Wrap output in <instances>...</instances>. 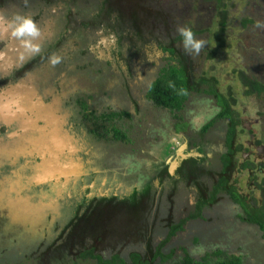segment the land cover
I'll use <instances>...</instances> for the list:
<instances>
[{
  "label": "rangeland",
  "instance_id": "rangeland-1",
  "mask_svg": "<svg viewBox=\"0 0 264 264\" xmlns=\"http://www.w3.org/2000/svg\"><path fill=\"white\" fill-rule=\"evenodd\" d=\"M223 1L229 4L228 8L230 10L226 15V34L220 45H218L216 38V31L219 30L220 25V16L218 17L219 8H221L218 6L222 3L220 0H115L113 3L115 5H123L128 11L131 10L133 14L137 12V17L149 16L147 14L149 11L159 13L160 16L155 17L161 21L160 25L163 23L164 15L167 13L170 21L167 20L168 23L166 25L163 24L162 27H155V29L158 28L160 33H163V29H165V33L173 31L178 34L177 28L180 26L197 29L194 37L203 39L205 43L198 53L193 54L189 51V54L191 53L194 57V67L198 73L206 70L208 71L207 73L218 77L219 89L223 93H230L234 97L239 114L245 115L248 119L247 121L253 125L254 137H260L264 142V92L255 91L248 93L246 84L247 81H264V0ZM59 14L58 11L50 15L52 27L49 32L45 29L39 41L42 46L41 51L47 52L40 57L31 58L29 67L30 77L33 80L31 82L37 85V94H41L44 101L51 98L47 102L56 101L49 106L39 107L37 106L39 103L33 100L35 97H31L30 100L34 104L33 108H36V112L39 113L50 112L55 116H59L57 123L54 122L55 125L50 124V127L57 126L60 128V135L49 131L51 128L45 126V124L43 125L45 126L44 128L40 125L39 130H36L35 124L29 123L26 126L27 130L21 132L17 126L19 124L18 120L13 122L9 115L5 117H3L5 114L0 115L3 117L0 119V123L8 120L16 125L13 131L11 130L13 127L5 129L0 125V156H2L0 158L1 264L8 261H13V263L6 264H101L94 257H92L93 259L77 257L78 250L85 247L81 246L83 245L81 242L76 245L70 244L67 250H64V248L55 249L54 247L52 249L51 247L54 246L52 243L56 244L55 241L58 238L56 235L62 231L65 222L68 219L70 221V217L79 206L78 201L85 195L95 197L111 194L119 196L129 194L136 185H141L154 177L156 170L158 171L164 167L166 164L164 162H170L179 156V150L175 154L173 150L179 143L185 145L187 141L178 135H167L165 130L171 126L173 121L171 113L164 108H154V105L150 102H148L150 105L144 103L142 106L144 107V116L152 117L149 108H152L155 112L153 115L155 117L154 119L152 118L154 123L150 124L146 129V131L150 129L152 135L135 134L134 131L139 127L138 121H134L130 117L119 122L120 127L127 130L124 137L115 138L113 135H107L108 137L93 135L95 131L89 119L92 117H88V114L86 115V124L79 118L82 112L80 109L81 104H83L80 100L82 95L85 97L87 95L85 93L92 92V98H94L92 99L94 101H92L93 108L98 109L104 106L103 101H101L102 98L112 99L113 103L121 96V100L123 99L126 104L127 101L131 100L128 90L121 87L120 77L114 74L115 71H118L119 74L123 73L117 64L119 62L123 65L120 50L115 52L118 57L111 55L117 43V40L113 39V31H111L110 35V33L104 34L100 32L102 29L100 31L96 29L97 33L99 32L100 41L92 48L100 53L101 57L90 52L87 53L84 47L85 42L77 39V35L59 38L58 36L62 34L61 31H64L65 27L60 22ZM241 14H247L249 15L248 17L253 19L246 27L241 24ZM149 25L151 24L149 23ZM48 40L59 41V43L52 44ZM104 44L106 45L104 46ZM91 45L88 44L87 47L89 48ZM53 46L54 48H52ZM127 48V42H124L123 52ZM212 50H215V53L212 57H209L208 55ZM73 51L74 54L69 56ZM53 54L61 57L56 65H52L49 60V57ZM89 56H95L91 58L94 59L93 63L96 64L101 63V60L97 61V58L104 59L107 57L112 59L114 73L108 74L106 69H102L101 75L105 78L101 79V82L93 83L91 81L92 75H98V72L90 73L92 75L88 79L89 74L86 75V72L89 70ZM138 85L141 86V82L135 85V94L140 100L143 93H141V87H138ZM105 89L106 91L108 89V91L105 92ZM24 90L21 88L19 91ZM10 91L12 94L17 95V91L13 90V88ZM9 96L6 100L16 101L15 97L10 94ZM36 97L39 98L38 95ZM2 100L4 101V99ZM24 102H27V100L22 101L19 106H24ZM208 103H210V97L198 94L191 95L183 112L185 113L186 110L188 111L192 108L193 110L197 109L199 114L200 111L198 112V110L203 107L206 108L209 105ZM0 110L4 111L6 109L3 107ZM11 110L12 108L10 112ZM36 112L34 111L35 116ZM26 113L32 114V112L20 111L18 117ZM193 116L195 124L199 120L202 122V115L197 116L193 113ZM6 118L8 119L5 120ZM258 118L263 119L258 123L252 120ZM49 119L52 120L51 118ZM156 126L160 131L156 130ZM91 127L93 128V133L90 132ZM247 129V127L243 129L242 142L244 138L251 136ZM100 131L102 132V130ZM159 132L166 135H160ZM42 133L45 135L39 137ZM74 134L82 145L83 157L80 155L73 157L66 151V145L73 139ZM171 136H173L172 139ZM208 136L214 141L219 138L218 135ZM51 140L55 144L57 143V146L62 141L60 147H58V150L61 151L60 154H54L53 160L52 154L48 155L49 157L46 156V159H39V153L36 148L44 147L39 151L43 150L42 153L45 154L46 149L50 148L49 144L53 143ZM31 142H34L35 149L30 144ZM1 144H5L6 147ZM13 147L21 150H16ZM262 160L264 163V156ZM60 166L63 168V172H61ZM173 166L174 164H172ZM237 175L239 184L241 182L243 188L248 189L250 192L254 189L256 201L260 202V191L256 187L258 184L255 186L254 180H258L259 184L263 183L264 164L262 170L255 167L254 174L252 171L244 170L239 171ZM34 177L37 180H33ZM188 190L189 187L181 186L177 190L176 196L179 207L181 206V201L186 202L190 192ZM175 194L176 192H172L173 196ZM12 195L33 202L37 212L43 218L24 220L16 218L13 214V202L10 199ZM159 203L163 206L166 205V202L161 201ZM118 211V209H109V212L113 214ZM102 212H104L102 229H94V232H84V238L86 241L87 237V243H90V245L105 249L103 231L106 228L104 227L108 226L110 233L112 227L115 228L118 225H122L125 228L124 225H127V217L129 216L128 209L120 211L115 218L107 209ZM176 214L180 216L182 209H178ZM230 215L232 216V213ZM230 215L228 218H230ZM228 218H222L220 215H217V218H213V215L205 213V215L196 218L195 221L197 223L194 224L195 227L193 229L191 228V234L181 235L177 239L182 241L184 244L182 248L188 249L191 255L201 258L210 254L209 258L212 262L238 253L242 257L241 264H249L247 261L249 259L248 255L256 247L260 251L259 254L264 256V246L252 247L259 238L258 233L255 231L256 228L240 222H235L233 226V220ZM134 225H140L138 231L141 229L142 234L139 231L137 236H130L124 239H131L136 242L143 240L145 238L143 229H146L148 223L145 219H140ZM160 229L164 230V228ZM52 237L56 238L52 241ZM163 238L165 237H160V239ZM81 239L82 234L76 236L73 241ZM250 241L254 242L250 245ZM44 244L46 245L45 251H40L38 258L36 257L33 259L34 262H32L31 256ZM59 244L62 246L61 243ZM124 245L122 244L121 248ZM218 249L222 250L223 253L217 255L214 251ZM71 250L74 251L71 252ZM176 252L181 253L182 251ZM262 262L264 261L262 260Z\"/></svg>",
  "mask_w": 264,
  "mask_h": 264
},
{
  "label": "flooded vegetation",
  "instance_id": "flooded-vegetation-1",
  "mask_svg": "<svg viewBox=\"0 0 264 264\" xmlns=\"http://www.w3.org/2000/svg\"><path fill=\"white\" fill-rule=\"evenodd\" d=\"M114 1L115 0H0V14H11L12 12L19 11L32 15L42 30L41 35L36 39V42L39 43L45 29L49 32L52 27L50 15L59 11L60 22L63 23V26L65 27L63 29L64 31H61L62 34L58 37L64 38L69 35H77V39L85 42L84 47L86 52H90L98 57H101L100 53L92 48L100 41V35L97 31L102 29L100 32L104 34L110 33V35L111 31H113L114 34H112V36L115 41L117 40V43L111 55L118 57V54L115 52L120 50L123 65L119 62H117V64L122 69L123 73L119 74L118 71L116 72L112 68L114 67L112 59H108L107 57L104 59L97 58V61L101 60V63L99 62V64H96L93 63V58L95 56H91L93 58L89 56V70H87L86 75L89 74V79L92 75L90 73L98 72V75L93 74L91 78V81L95 83L97 81L101 82L100 80L105 78L101 75L102 69H106L108 74L114 73L115 71L114 74L118 75L121 79V87L128 90L131 100L127 101L126 104L123 99L121 100V96L113 103L112 99L109 100V98H102L101 101H103L104 106L98 109L93 108L92 99L94 98H92V92L85 93L89 96L87 97L86 95L84 97L82 95L80 100L81 102L85 100L87 106L84 107V105L81 104L80 109L82 112L80 113L81 116L79 118L85 123L87 120L86 113L88 111L96 113L97 117L94 116L89 119L92 127L96 122L102 124L100 126L102 132L98 134L97 132H94L91 127L90 132H94L93 135H102L105 132L106 135L114 136L116 135L114 128L119 130V135H125L127 130L120 127L119 122L128 117L132 118L134 121H138L139 127L134 131L135 134L152 135L151 130L149 129L146 131V129L150 124L154 123L153 119L155 116L153 115L155 112L152 108H149L152 117L144 116V107L142 105L144 103L150 105L148 103L150 102L154 105V108L159 107L149 97V89L151 85L162 76V74L166 73L167 69H169L170 65L175 61L173 59V53L164 47L167 45L166 41L168 40L165 35L166 33L164 32L165 29H163V33H160L158 28L155 29V27L158 26L162 27L163 24L166 25L168 23L167 20L170 21V18L166 13L161 25L159 19L150 18L148 16H138L136 21L133 19V13H131V10L128 11L123 5H115V3H113ZM149 23L151 25H149ZM48 42L52 44L59 43V41L52 40H48ZM124 42H127L128 47L125 52L122 50ZM88 44H92L91 47L88 48ZM105 45L106 44H104V46ZM52 48H54V46ZM0 51H3L6 54L3 59H0V94H10L12 97H15L14 99H17L18 95L12 94L11 91L7 93V91L10 89L12 90V86L16 81L25 78L28 73H30V59L38 56L40 57L47 51L42 50L37 53L36 56L31 53H24L23 57H21L18 53L22 52L23 49L19 45V42L7 34L0 36ZM73 54L74 51L69 56H72ZM191 58L194 63L193 55ZM137 81H139V83H137ZM140 82L141 86L138 85V87H141L140 91H142L141 93H143V96L141 95L139 100L137 94H135V85L140 84ZM117 84L120 85L119 83ZM107 91L105 89V92ZM198 95L210 97V103H208L209 105L207 104L208 106L206 108H200V110H198V112L200 111L199 114L197 113V109L193 110L192 108L188 111L186 110L184 113L183 110L190 98L189 96L179 112L183 115V121L186 123L184 127H180L181 129L177 128L176 125V112L173 114L168 107H165V109L171 113V119H173L171 126L167 127L165 132L167 135H178L180 138L187 140L185 145L179 143L173 152L175 154L178 153L179 150V152H183L186 156L180 158L177 154L175 159H172L170 162H164L166 164L158 171L156 170L154 177L145 181L141 185H136L134 187L133 191L137 190L139 193H142L148 186H151L152 195L148 199L149 204L143 205L142 207L141 205H137L133 210L128 208L130 209L128 210L129 217H127V225H124L125 228L122 225H118L115 228L112 227L110 233L108 231L110 230L108 226L104 227L106 228L103 231L105 235V240L103 241L106 245L105 249H102L101 247L97 248L96 246L87 243L82 250H85L86 252L88 248H94L95 252H97L98 255L101 254L103 259L110 264H134V255L139 253L142 261L138 264H158L163 262H165L164 264L168 262V264H184L185 254L190 253L188 249L182 248L184 244L182 241L178 240L177 237L191 234L192 229L195 227L194 224L197 223V221H195L196 218L205 215V213L213 215V218H217V215H220L222 218H228L230 213H232V216L230 215V218L228 219L233 220V226L235 222H240L245 225H252L256 228L255 231L258 233L259 238L252 247L255 248L254 246L258 245L262 247L264 246V228L253 219H264V181L259 184L258 180H254L255 186L258 184L256 187L258 191H260V202H257L256 197L254 196L255 190L253 189L254 191L251 190L250 192L248 189H244L241 182L239 184V178L237 175L239 171L244 170L252 171L254 174L255 167L260 170L263 169L264 163L262 157L264 156V142L262 141V138L254 137L255 132L252 130L253 125H251V122L247 121L248 119L245 115H242V113L239 114L235 105V99L231 100L232 110L231 113L226 116L220 115L223 107L214 94L203 91L198 93ZM51 99H48L47 101H50ZM2 102L4 107L5 100ZM159 109H161V107H159ZM113 111L117 112L118 115L112 117L104 116L105 112L110 113ZM125 111L130 115H125ZM47 113L51 116L50 118L53 121L48 118L46 119V123L48 125H55L54 122L59 120H57L59 116H55L50 112ZM193 113L197 116L202 115L203 120L199 125L194 123ZM2 114L8 115L7 110H0V115ZM24 116L28 119V114L26 113L20 117L21 122L17 125L21 132H25V130H27L26 126L29 124L22 120ZM7 119L8 118L5 120ZM262 119L263 118L252 120L258 123ZM235 120H239V122L235 124L234 129L233 123ZM31 124H35V122L33 121ZM38 124H40L42 128L48 126L44 121H40ZM44 124L45 126H43ZM0 125L5 129L13 127V129H11L12 131L16 126L8 120L7 122L2 121ZM246 127L248 128L247 132L251 136L249 138H244V141L242 142L241 138L244 135L243 129ZM155 128L157 131H160L157 126ZM49 130L55 132L57 131V128L53 127ZM106 130L108 132H106ZM60 133L59 129L58 134ZM159 133L160 135H166L162 132ZM45 134L47 135V133ZM45 134L42 133L39 137H43L42 135ZM208 135H218L219 138L214 141L210 139V136ZM172 137L173 136H171V139ZM60 143H62V141H60ZM30 144L36 148L34 142H31ZM181 146L182 148H180ZM16 149L19 150L18 148ZM231 151H233V153H231ZM255 157L256 159H254ZM177 159H179V161H177ZM172 164H174L173 171ZM230 171L231 176L228 181H225L224 178H228V172ZM180 186L189 187L188 191L190 192L186 202L181 201V206L179 207L176 195ZM172 192H176V194L173 196ZM126 196H128V194L123 196L111 194L95 197L85 195L80 201H78V207H81L84 203L88 204L95 200L94 203L96 202V208L104 205L106 208L110 209L109 205H112L113 209L119 210L116 212L119 214L120 211H123L122 200L126 199ZM114 197H116V200L112 199ZM141 197L142 196L139 195V201L142 200ZM161 201L164 203L166 202V205H161L159 203ZM81 208L83 210V207ZM178 209H182V214L180 216L176 214ZM73 216H75V212L70 217V220ZM140 219H145L148 223L146 229H143V236L145 238L137 242L131 239H124L130 236H137L139 231L140 234H142L141 229L138 231L140 225H134V223ZM154 219H156L155 222ZM68 221L69 219L65 222L64 226H66ZM173 225H181V227L175 229L174 232H171ZM160 228H164V230H161ZM58 235L59 233L56 237ZM160 237H165L166 239L163 238V240L160 239ZM55 238H53L52 241ZM253 242L254 241H250V245ZM122 244L125 245L121 248ZM44 245H41L40 248L33 253L31 256L32 262H34L33 259L36 257L38 258L40 251H45L44 249H46V245ZM51 247L52 249L53 247L55 249L64 248L63 246H60L59 243H56ZM158 248L161 249L166 256H169L166 261H163L161 256H156L154 258L152 255V252L159 250ZM64 250L67 249L64 248ZM175 251L182 252L175 253ZM259 252L260 251L257 250L256 247L254 251L248 255L249 259L247 261L249 264H264V262H262V260L264 261V256L260 255ZM116 254L125 259L126 262H124L123 259L116 260ZM234 255L240 257L242 263L241 255L238 253H234ZM88 258L91 259L92 256L88 255L85 259ZM96 260L100 261L99 258H96ZM6 263H13V261L3 262V264ZM100 263L103 264L101 261Z\"/></svg>",
  "mask_w": 264,
  "mask_h": 264
},
{
  "label": "trees",
  "instance_id": "trees-1",
  "mask_svg": "<svg viewBox=\"0 0 264 264\" xmlns=\"http://www.w3.org/2000/svg\"><path fill=\"white\" fill-rule=\"evenodd\" d=\"M222 3L219 4L218 7L220 10V13L218 14V17L220 16V25H219V30L216 31V38L218 41V45L222 44L224 35L226 34V15L229 13V8H228V3L224 2L223 0H220ZM199 2V1H198ZM196 6V5H192ZM137 14V12H136ZM136 14L133 15V19L137 21V16ZM148 17L150 18H156L155 16L159 17L160 14L149 11ZM147 16V15H146ZM249 15L247 14H241V24L242 26L246 27L247 24L253 21L251 17H248ZM193 32V35L195 36L197 29L194 27L190 28ZM167 36V45L164 47L169 50L170 52L173 53V59L174 63L170 65V68L167 69L165 74H162V76L156 80L150 87L149 89V97L154 101L156 105H158L161 108L168 107L172 113L174 114L176 112V117H177V128L181 129L180 127L186 124L185 121H183V115L180 114L179 112L181 111L184 102L189 98L191 94H198L203 91H206L208 93L214 94L220 104L222 105V111L220 115H226L228 116L231 113L232 110V103L231 100L234 99L230 93L226 94L223 93L219 89V79L216 75L214 74H209L207 73L208 71L202 70L201 73H198L196 68L193 65V59L192 54H189V51H186L183 45V38L180 35V33L176 34L175 32L171 31V33L167 32L165 34ZM195 38V37H194ZM215 53V50H212L211 53L208 55L209 57H212L213 54ZM247 92H264V81L262 80H253V81H247ZM186 97V98H185ZM84 107L87 106V102L84 100L83 104ZM88 114V117H94L96 113L94 112H87L86 115ZM125 115L129 116L130 114L128 112H124ZM118 113L113 111L110 113L105 112L104 116L112 117V116H117ZM239 120H235L233 123V128L235 129V124H237ZM102 124L96 122L93 124L94 131L97 132L98 134L101 133V126ZM179 125V127H178ZM115 138L119 137H124L125 135H119V130L114 128ZM104 132V131H103ZM106 132H108L106 130ZM105 133V132H104ZM103 133V134H104ZM99 135V136H107L106 134L104 135ZM108 137V136H107ZM2 146L6 147L5 144H1ZM16 148V147H13ZM24 149V146H23ZM22 149V150H23ZM17 150V149H16ZM21 150V149H19ZM15 151V150H14ZM14 153V152H13ZM12 153V154H13ZM233 153V151H231ZM2 158V156H0ZM231 176V171L228 172V178H224L225 181H228ZM139 195H141L142 200H138ZM152 192H151V186H148L145 191L142 193H139L137 190H134L132 193L128 194L126 196V199L122 200L123 202V210L130 208L133 210L137 205H143L149 204V198L151 197ZM138 196V197H137ZM113 200H116V197L112 198ZM95 200H93L90 203H84L82 204V208H77L75 210V216L66 224V226L63 227L62 231L59 233L58 238L56 239L55 243H61V245L67 249V247L70 246V244L76 245L78 242H81L83 245L81 246H86L87 245V237L86 241L84 238V232H92L94 229H101L103 224L102 220H104V212H102L106 208L104 205L98 206L96 208V202L94 203ZM110 208H112V205H109ZM128 209V210H130ZM113 214V213H111ZM115 216L117 213L113 214ZM108 217V215H107ZM255 221H257L262 228H264V219L260 218H253ZM102 225V226H101ZM100 226V227H99ZM181 225H173L172 226V231L174 232L175 229L180 228ZM100 231V230H99ZM94 232V231H93ZM82 234V239L81 240H76L73 241L76 236H79ZM54 245V243H52ZM160 248V247H159ZM158 248V249H159ZM74 250H71L73 252ZM217 255H220L223 253L222 250L214 251ZM88 255L99 258L100 261L104 263L109 262L105 261L103 259V256L100 254L98 255L97 252H95L94 248H88V250L85 252V250L79 249L77 253V257L81 258H86ZM152 255L154 258L156 256H161L162 260H166L169 256H166L161 249H159L156 252H152ZM139 254L134 255V264L140 263L141 257ZM210 254L206 256H202L201 258H196L190 254H185L184 258V264H240L241 263V258L237 257L236 255H231L227 256L226 258H219L215 261H211L209 258ZM115 259H123L120 257L118 254H116ZM124 262L125 259H123Z\"/></svg>",
  "mask_w": 264,
  "mask_h": 264
},
{
  "label": "clouds",
  "instance_id": "clouds-1",
  "mask_svg": "<svg viewBox=\"0 0 264 264\" xmlns=\"http://www.w3.org/2000/svg\"><path fill=\"white\" fill-rule=\"evenodd\" d=\"M41 31L40 26L30 14L19 11L12 12L11 14H0V36L7 34L16 39L23 49L22 52L18 53L21 57H23L24 53L35 55L41 51V44L36 42L37 37L41 35ZM177 31L183 38V45L186 51H191L193 54L198 53L205 43L203 39L194 38L193 32L189 27L180 26L177 28ZM5 55L3 51H0V59H3ZM60 59L61 57L55 54L49 57L52 65H56ZM5 103L13 107L16 106L11 101H6ZM66 151L73 157L76 155L83 157L82 145L75 138V134L73 135V139L66 145ZM10 199L13 202V214L16 218L21 220L43 218L37 212L33 202L17 198L14 195L10 196Z\"/></svg>",
  "mask_w": 264,
  "mask_h": 264
},
{
  "label": "water",
  "instance_id": "water-1",
  "mask_svg": "<svg viewBox=\"0 0 264 264\" xmlns=\"http://www.w3.org/2000/svg\"><path fill=\"white\" fill-rule=\"evenodd\" d=\"M30 75H31V73L29 75H27L25 78H22V79H20L19 81H16L13 84L12 88H13V90L17 91V95H18V98L16 99L15 102H13V104H15L18 107L17 108H16V106L12 107V110H11V112L8 113V115L11 117L13 122L18 120L19 123H20L21 122V120H20L21 118H20V116L18 117V114H19L20 111H26L27 110V112H32V114H28L27 113L28 114V119L26 118V116H24L22 118V120L26 121L28 123H32L34 121L35 122V126H36L35 127L36 130H39L40 124H38V123L40 121H44V123L47 124L46 123V119L50 118L51 116L47 112L46 113L45 112H42V113L36 112V108H33L34 104L32 103V101L30 99H31V97H35V98H33V100H34V102L39 103V104H37V106H39V107L40 106L41 107L49 106L53 102L44 101V99L42 98L41 94H37L38 93L37 92V85L31 82L32 79H31ZM21 88L25 89V90L24 91H19ZM36 95H38L39 98L36 97ZM24 100H27V102H24L23 104H25V105L20 107L19 105H21V102L24 101ZM32 109H34V110L32 111ZM34 111L36 112V116L34 114ZM5 115H4V117H5ZM48 126L50 127V125H48ZM49 145H50L49 149L45 148L46 149V153L45 154L42 153L43 150L39 151L40 149H43L44 147H40V149L36 148V151H38V153H39V159H46L45 158L46 156L49 157L52 154L51 156H52V160H53L54 154H57V155L60 154L61 151L58 150V147H60V145L57 146L55 144V142L50 143ZM184 156H186V155L183 154V152H180L179 157L183 158ZM177 161H179V159H177ZM60 169H61V172H63V168L61 167ZM173 170H174V166L172 167V171ZM33 180H37V178L35 179V177H34Z\"/></svg>",
  "mask_w": 264,
  "mask_h": 264
},
{
  "label": "bare ground",
  "instance_id": "bare-ground-1",
  "mask_svg": "<svg viewBox=\"0 0 264 264\" xmlns=\"http://www.w3.org/2000/svg\"><path fill=\"white\" fill-rule=\"evenodd\" d=\"M11 90V89H10ZM10 90H8L7 91V93H9V91ZM10 96L9 95H4V94H0V108H3V100L2 99H4L5 100V102L6 101H8V100H6L7 98H9ZM186 98V97H185ZM12 102V101H11ZM13 103V102H12ZM4 108L8 111V112H10V109L12 108V106L10 105V104H8V103H4ZM55 123H57V122H55ZM56 128H57V131H55V133H58V130L60 129V128H58L57 126H56ZM50 131V130H49ZM60 135V134H59ZM58 144H61V143H58ZM50 170V169H49ZM52 171V170H51ZM46 177V176H45ZM23 189V188H22ZM254 213V212H253ZM169 254V253H168Z\"/></svg>",
  "mask_w": 264,
  "mask_h": 264
},
{
  "label": "crops",
  "instance_id": "crops-1",
  "mask_svg": "<svg viewBox=\"0 0 264 264\" xmlns=\"http://www.w3.org/2000/svg\"><path fill=\"white\" fill-rule=\"evenodd\" d=\"M200 122H201V120L197 121V122H196V124H198V125H199V123H200Z\"/></svg>",
  "mask_w": 264,
  "mask_h": 264
}]
</instances>
